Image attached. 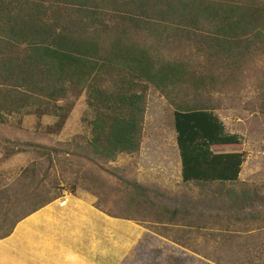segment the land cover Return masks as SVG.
Returning <instances> with one entry per match:
<instances>
[{"label":"trees","instance_id":"16d2710c","mask_svg":"<svg viewBox=\"0 0 264 264\" xmlns=\"http://www.w3.org/2000/svg\"><path fill=\"white\" fill-rule=\"evenodd\" d=\"M260 55L264 0H0V121L48 115L59 131L70 110L59 104L84 93L91 112L87 146L113 161L141 148L145 84L168 98L192 97L173 112L182 183L224 189L229 212L257 201L264 206L256 192L227 188L238 183L246 156L213 150L240 141L198 101L217 83L211 71H237ZM35 151L58 155L44 147Z\"/></svg>","mask_w":264,"mask_h":264},{"label":"rangeland","instance_id":"374dc122","mask_svg":"<svg viewBox=\"0 0 264 264\" xmlns=\"http://www.w3.org/2000/svg\"><path fill=\"white\" fill-rule=\"evenodd\" d=\"M211 73L217 83L206 86L198 101L217 116L225 134L240 141L213 150L246 156L238 183L227 188L264 198V55L237 71ZM145 86L141 148L113 161L92 155L87 146L91 112L84 93L59 104L70 106L59 131L48 115L13 114L0 121V236L35 206L71 197L108 220L94 223L91 246L98 251L85 255L90 241L82 243L78 264H264V206L257 201L229 212L224 189L181 181L173 112L192 97L168 98ZM35 147L58 155L47 158ZM11 234L0 240V264L25 263L7 246Z\"/></svg>","mask_w":264,"mask_h":264},{"label":"crops","instance_id":"0c3cea01","mask_svg":"<svg viewBox=\"0 0 264 264\" xmlns=\"http://www.w3.org/2000/svg\"><path fill=\"white\" fill-rule=\"evenodd\" d=\"M179 172L181 174L180 168ZM103 221L106 224L108 220L88 203L69 197L50 203L20 222L7 246L18 251L25 262L22 264H78V257H83V253L80 254L82 243L84 247L90 241L85 255L93 249L98 251V247L91 246L95 237L92 228L94 223ZM5 253L8 252L2 253L1 257L6 256Z\"/></svg>","mask_w":264,"mask_h":264}]
</instances>
